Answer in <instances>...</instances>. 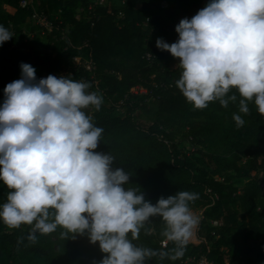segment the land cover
<instances>
[{
    "label": "trees",
    "instance_id": "obj_1",
    "mask_svg": "<svg viewBox=\"0 0 264 264\" xmlns=\"http://www.w3.org/2000/svg\"><path fill=\"white\" fill-rule=\"evenodd\" d=\"M118 1L120 9L109 10L106 5L90 9L91 0H34L30 7L0 0V25L13 34L0 45V107L6 85L21 78L22 62L38 68L37 80L52 74L89 83L87 91L103 97L98 111L84 110L104 130L96 151L110 153L113 167L130 175L125 188L143 192L153 204L178 191L199 194L190 207L203 210L197 228L201 243H188L179 259L156 256L147 264H186L202 257L227 264L226 254L230 264H264V115L254 101L248 103L250 114L240 113L236 89L229 95L237 100L226 108L215 101L195 109L176 86L182 69L173 64L179 59L156 46L157 38L176 42L181 19H191L210 0ZM34 11L53 24L47 49L40 47V34L23 39ZM74 57L94 68L76 65ZM136 85L148 91L134 94ZM118 108H127V114L119 115ZM233 114L242 116V127ZM142 115L153 118L148 128L138 123ZM181 128L188 135L178 141ZM9 191L0 180V207ZM164 227L160 217L152 218L145 226L149 232L142 229L133 243L171 253L174 245L163 237ZM30 230L27 224L9 229L0 220V264H99L106 255L87 234L63 239L58 228L50 235L37 233L38 242L31 244Z\"/></svg>",
    "mask_w": 264,
    "mask_h": 264
},
{
    "label": "clouds",
    "instance_id": "obj_2",
    "mask_svg": "<svg viewBox=\"0 0 264 264\" xmlns=\"http://www.w3.org/2000/svg\"><path fill=\"white\" fill-rule=\"evenodd\" d=\"M179 39L156 46L179 59L176 81L187 102L205 109L223 107L241 97L239 112L250 114L249 102L264 115V0H210L191 19L176 26ZM13 34L0 25V45ZM21 78L8 83L0 107V180L10 190L0 207L9 229L31 226L27 239L63 229V239L87 234L106 255L99 264H147L151 258H181L200 220L190 204L199 198L178 191L157 203L143 192L126 189L130 175L114 168L115 157L98 152L103 128L85 109L101 108L103 97L88 92L91 85L49 74L37 80L36 69L21 63ZM237 127L245 123L233 114ZM154 217L164 223L169 251L137 246L142 229ZM131 236V239L129 238Z\"/></svg>",
    "mask_w": 264,
    "mask_h": 264
},
{
    "label": "rangeland",
    "instance_id": "obj_3",
    "mask_svg": "<svg viewBox=\"0 0 264 264\" xmlns=\"http://www.w3.org/2000/svg\"><path fill=\"white\" fill-rule=\"evenodd\" d=\"M104 2H105V5L108 6L109 10H113L115 8L120 9L119 1L104 0ZM5 8L10 9V7H8V6H5ZM23 28H24V31L26 33V36L24 38L23 37H21V38L27 39L29 36H32L34 34H40V36H41V46L40 47L42 49H47L48 42H49L48 34L51 31L50 29H44V28L38 26L37 22L34 21L32 18L28 19L27 23L24 24ZM76 63H77V65H80L82 63L86 64V61H82V59H81L80 62L76 61ZM35 69H36V76H37L38 68H35ZM143 88H144L143 90L138 91L139 94L146 93L148 91L145 87H143ZM152 100L153 99H151L150 101H152ZM117 113L119 115H126L127 114V108H118ZM135 113H137V111ZM138 123L142 127L148 128L153 123V118L151 116L142 115L141 117L138 118ZM187 135H188L187 129L181 128V130L177 132L176 140H178V141L184 140L187 137ZM185 145H188V143H186ZM193 213L199 217V220H201V218L203 217V210H195V211H193ZM52 239L55 240V237L52 236ZM189 243H192L194 245H198L201 243V240L197 237V229H196L195 234L193 235V237ZM56 248L59 251L58 246ZM229 256H230V254H226V256H225L226 260H229Z\"/></svg>",
    "mask_w": 264,
    "mask_h": 264
},
{
    "label": "built area",
    "instance_id": "obj_4",
    "mask_svg": "<svg viewBox=\"0 0 264 264\" xmlns=\"http://www.w3.org/2000/svg\"><path fill=\"white\" fill-rule=\"evenodd\" d=\"M118 1V0H116ZM34 0H21L20 4L21 6L23 7H30L32 4H33ZM167 3L166 1H163V6H165ZM95 5H101V6H105V2L104 0H91V3H90V9H92ZM9 10H12L11 8ZM34 21L37 22V25L44 28V29H50L52 30L53 28V24L52 22L47 18L46 15L44 14H40L39 12L37 11H34L32 17H31ZM147 24V23H146ZM33 36V35H32ZM32 36H29V37H32ZM26 40V39H25ZM148 58L151 57L150 54L147 55ZM81 57H74V62L75 64L77 65L76 61L80 62L81 61ZM88 69H92L94 68V65L92 64V62L90 61H86V64H84ZM173 67L174 68H178L179 67V63H174L173 64ZM144 88L140 85H136L134 87L131 88V92L134 93V94H139L138 91L139 90H143ZM146 92V91H145ZM212 224L213 225H218V221H212ZM186 264H212L210 262H208L205 258H200L199 260H196L195 258H188L186 261H185ZM226 263L227 264H230L229 263V260H226ZM239 264H246L245 262H242V263H239Z\"/></svg>",
    "mask_w": 264,
    "mask_h": 264
}]
</instances>
